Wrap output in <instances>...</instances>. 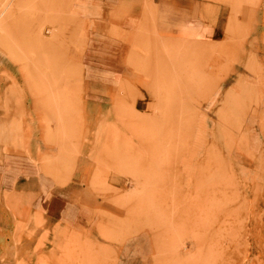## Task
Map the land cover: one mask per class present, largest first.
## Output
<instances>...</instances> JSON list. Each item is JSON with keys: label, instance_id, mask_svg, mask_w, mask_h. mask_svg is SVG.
Segmentation results:
<instances>
[{"label": "rangeland", "instance_id": "1", "mask_svg": "<svg viewBox=\"0 0 264 264\" xmlns=\"http://www.w3.org/2000/svg\"><path fill=\"white\" fill-rule=\"evenodd\" d=\"M198 1L214 42L143 24L131 40L109 33L127 45L99 41L133 77L99 107L83 89L81 1L0 0V49L21 73L2 109L22 116L33 102L58 148L44 171L67 179L82 156L106 197L88 230L48 235L3 218L0 264H264V0Z\"/></svg>", "mask_w": 264, "mask_h": 264}, {"label": "crops", "instance_id": "2", "mask_svg": "<svg viewBox=\"0 0 264 264\" xmlns=\"http://www.w3.org/2000/svg\"><path fill=\"white\" fill-rule=\"evenodd\" d=\"M80 1L81 18L89 25L83 55L88 54V60H92V65L88 62L86 66L90 76L83 79V89L89 102L99 107L111 104L121 82L133 78L123 75L125 64L117 62V51L116 56L99 52L102 39L114 40L120 46L129 44L110 32L116 30L131 40L143 24L160 39L214 42L211 38L216 25L203 22L201 6L205 3L198 0ZM20 82V66L0 49V221L9 219L13 226H26L34 232L42 223L43 228L50 230L48 235L56 227L76 232L88 230L85 227L96 222L95 215L105 208L106 198L90 187L94 167L78 156L63 183L44 171L41 161L54 159L58 148L46 143L44 128L32 112L33 102H24L22 116L13 108L7 113L2 109L5 94L10 89H20ZM9 119L21 120V127L12 131Z\"/></svg>", "mask_w": 264, "mask_h": 264}, {"label": "bare ground", "instance_id": "3", "mask_svg": "<svg viewBox=\"0 0 264 264\" xmlns=\"http://www.w3.org/2000/svg\"><path fill=\"white\" fill-rule=\"evenodd\" d=\"M66 181V179L65 178H61L60 180H59V183H63V182H65ZM61 185V184H60Z\"/></svg>", "mask_w": 264, "mask_h": 264}]
</instances>
